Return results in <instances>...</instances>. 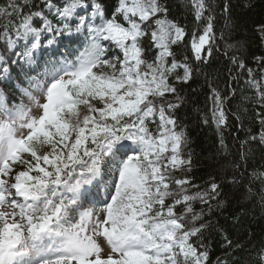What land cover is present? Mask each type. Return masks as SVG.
Here are the masks:
<instances>
[{"label":"snow or ice","instance_id":"6c2138e0","mask_svg":"<svg viewBox=\"0 0 264 264\" xmlns=\"http://www.w3.org/2000/svg\"><path fill=\"white\" fill-rule=\"evenodd\" d=\"M188 5L197 22L190 33L168 19L161 0H117L110 14L104 0L0 4L6 21L0 40L17 57L0 55V80L22 97L10 102L0 88V264H209L208 224L193 202L208 203L220 185L213 181L193 193L198 186L177 176L192 160L175 111L181 101L176 85L192 78L193 61L206 65L218 50L216 16L209 0ZM228 12L225 2L222 14ZM73 37L84 38L82 50L71 59L46 60L43 72L29 74L39 57ZM147 37L156 50L152 58L145 55ZM180 44L191 60L176 59L173 46ZM229 60L246 69L239 57ZM257 61L260 78L247 68L245 82L264 109V57ZM9 62H20L23 73L14 84ZM209 99L211 122L220 130L229 97L211 89ZM256 115L261 131L242 147L250 141L264 146V111ZM250 178L259 182L264 203V171L253 170ZM227 257L215 264H229ZM258 259L264 264V246Z\"/></svg>","mask_w":264,"mask_h":264},{"label":"trees","instance_id":"16d2710c","mask_svg":"<svg viewBox=\"0 0 264 264\" xmlns=\"http://www.w3.org/2000/svg\"><path fill=\"white\" fill-rule=\"evenodd\" d=\"M33 2L39 5L41 0ZM161 2L168 8V19L186 26L189 33L197 26L188 0ZM209 2L213 5L216 16L214 27L218 50L213 52L206 65H197L193 61L192 78L187 83L176 85L181 101L175 115L178 124L187 133L185 154L190 153L192 160L190 170L177 173V176L187 175L192 184L198 186L190 189L193 193L208 189L213 181L220 185L218 194L208 203L199 200L193 202L194 210L204 214L201 222L208 224L203 238L210 254L209 264H215L217 258L226 253L229 264H259L258 253L264 246V203L260 199V184L251 180L250 174L253 170L264 171V146L250 141L242 147L241 142L250 135L258 136L261 131L260 117L256 113L264 109L259 106L256 92L245 81L248 79L247 68L253 69L257 79L261 74L257 58L264 57V34L260 31L261 26H264V0ZM225 2L229 5V12L222 14V5ZM3 3L5 0H0V4ZM104 3L110 14L114 11L117 0H104ZM48 18L55 23L52 15ZM5 22L0 20V24ZM228 43L234 44L235 47L227 48ZM149 44L145 38L146 56L152 58L156 55V50L149 48ZM56 48L58 52L66 53L72 58L76 49L83 48L82 37L65 38ZM173 51L177 60L182 61L185 55L191 60V52L184 44L173 46ZM0 55H3L5 60H9V57L11 61L17 60L2 40ZM45 55L46 53L39 57V66L46 61ZM231 56L242 59L246 69L235 67L229 60ZM7 66L14 78L13 84L16 77L23 79L20 62H9ZM196 68H199V71H196ZM0 88H5L8 92L10 102L18 101L20 93L14 92L12 84L0 80ZM211 89H216L222 97H229L224 104L228 120L226 126L220 130L211 122ZM205 115L209 117L208 124L203 122ZM233 177L240 180V183H230ZM249 186L253 194L248 192ZM225 237L232 242L231 248L226 245Z\"/></svg>","mask_w":264,"mask_h":264},{"label":"rangeland","instance_id":"374dc122","mask_svg":"<svg viewBox=\"0 0 264 264\" xmlns=\"http://www.w3.org/2000/svg\"><path fill=\"white\" fill-rule=\"evenodd\" d=\"M147 41L150 42V37H147ZM145 55H146V52H145ZM181 74H182V69H181ZM22 97L19 98V101ZM24 99V102L27 103V99L26 98H23Z\"/></svg>","mask_w":264,"mask_h":264}]
</instances>
